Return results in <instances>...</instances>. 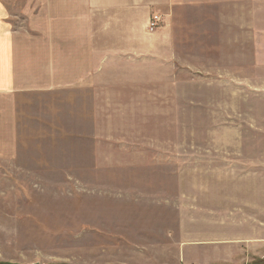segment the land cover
<instances>
[{"label":"rangeland","instance_id":"rangeland-1","mask_svg":"<svg viewBox=\"0 0 264 264\" xmlns=\"http://www.w3.org/2000/svg\"><path fill=\"white\" fill-rule=\"evenodd\" d=\"M137 15L89 83L0 95V264H264V0Z\"/></svg>","mask_w":264,"mask_h":264},{"label":"crops","instance_id":"crops-1","mask_svg":"<svg viewBox=\"0 0 264 264\" xmlns=\"http://www.w3.org/2000/svg\"><path fill=\"white\" fill-rule=\"evenodd\" d=\"M178 1L0 0V95H7L13 101L20 94L63 91L89 83L95 74L97 44L93 33L96 29L109 30L112 24L129 29L134 23H125L124 17L134 14H138L134 21L145 27L147 15L169 17ZM21 23H27V29L45 32L36 38L30 34L17 35ZM52 31H57V35L62 31L63 36H53ZM103 41L99 45L109 47L104 49L105 60L111 53V41ZM21 68L30 72L24 73L25 77H32L33 72L35 80L32 81L38 85L27 80L25 85H20Z\"/></svg>","mask_w":264,"mask_h":264},{"label":"built area","instance_id":"built-area-1","mask_svg":"<svg viewBox=\"0 0 264 264\" xmlns=\"http://www.w3.org/2000/svg\"><path fill=\"white\" fill-rule=\"evenodd\" d=\"M160 24L161 16L158 14H153L147 24V28L150 32H154Z\"/></svg>","mask_w":264,"mask_h":264}]
</instances>
